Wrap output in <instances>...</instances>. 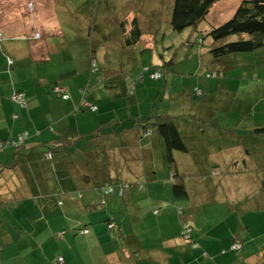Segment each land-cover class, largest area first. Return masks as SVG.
Returning a JSON list of instances; mask_svg holds the SVG:
<instances>
[{
    "label": "crops",
    "instance_id": "1",
    "mask_svg": "<svg viewBox=\"0 0 264 264\" xmlns=\"http://www.w3.org/2000/svg\"><path fill=\"white\" fill-rule=\"evenodd\" d=\"M13 1L17 6H12V11H0V142L23 133L27 135L21 146H7L0 151V163L14 162V168L0 174V200L5 197L10 200L24 192L29 197H41L44 193L46 197L36 210L31 199H18L15 203L10 200L15 206L13 215L6 214L9 205H0V264H56L58 256L65 258V264H238L239 260L245 264H264L261 170L229 173L230 165L240 163L245 156L251 155L257 160L264 157V136L248 134L258 124L253 122L248 131L245 128L242 131L241 136L248 134L251 140L253 149L249 151L248 143L237 135L236 128L224 123L222 126L233 131L219 128L214 108L215 111L207 114L215 126L190 122L180 127L187 150L174 152L175 165L170 166L163 139L155 133L143 138L140 124L133 118L132 102L122 91L118 94L103 88V96L106 94L104 97L111 101H104L102 94L95 93L102 83L101 77L104 83L110 84L123 79L116 71L120 62L125 65L127 61H136L141 48L155 49L158 34L144 30L148 13L143 3L148 0H124L129 10L118 16L105 15L109 18L101 14V6L108 7L110 0L84 3L88 10L82 15L70 11L67 3L71 0H41L54 2L63 11L55 7L47 10L52 14L44 11L33 17L22 13L27 12L28 1L34 9L35 0ZM153 2L157 11H161L158 0ZM42 9L40 6L39 11ZM113 17V24L104 27L103 23ZM134 18L139 20L143 34L140 41L128 46L126 36L130 34ZM102 27L109 32L106 40L100 36ZM37 33H41L38 40ZM165 54L168 58L171 56L170 52ZM151 57L153 63H161L156 51ZM93 59L97 60L100 70L92 72ZM210 60V70L216 69ZM168 77L166 87L169 89L170 84L178 87L179 79ZM54 82L68 88L69 99L62 100L52 93ZM207 84L211 88L205 94L208 100L215 93L222 98L221 92L212 91L215 83ZM185 85L190 87V83ZM17 90L26 94L25 107L11 99ZM116 96L119 98L115 100ZM187 98L188 108L193 103L192 93ZM88 103L97 105V110L82 106ZM250 113L244 114L251 116ZM141 115L147 117V109H142ZM225 116L229 118L231 112L226 111ZM201 128L209 134L215 131V140H223L214 151L212 144L204 147L201 144L198 136ZM194 132L197 137L193 136ZM238 137L239 141L235 142ZM196 142L202 148L200 153L207 155L205 173L208 175L190 173V155ZM48 146L60 147L56 160L46 158ZM71 150L89 158L85 167L83 157L73 154L64 158ZM86 168L92 169L96 179L108 174L112 179L129 181L145 177L148 183L144 190L127 191L122 201L110 199L105 212H98L90 206L99 202V192L87 181L77 182L78 186L74 182L79 176L75 177L73 172H84ZM216 169H222L221 175L213 172ZM176 174L178 177L173 176ZM165 179L171 183L162 184L164 190L159 191ZM176 180L179 183L184 180L189 191L187 196L176 198L173 191ZM4 185L8 189L2 188ZM77 189L83 193L81 198L71 194ZM178 206L184 208V217H180ZM15 210H24L26 215H14ZM155 210L158 214H154ZM32 211H37L41 219L32 217ZM108 214L116 215V225L124 235L108 231L104 222ZM184 218L193 225V239L182 236ZM8 219L16 222L17 230ZM81 222L92 225L90 235L84 236L69 228V225L82 226ZM95 231L100 235H92ZM92 241L98 246L93 248ZM236 241L242 244L239 253L231 250Z\"/></svg>",
    "mask_w": 264,
    "mask_h": 264
},
{
    "label": "trees",
    "instance_id": "2",
    "mask_svg": "<svg viewBox=\"0 0 264 264\" xmlns=\"http://www.w3.org/2000/svg\"><path fill=\"white\" fill-rule=\"evenodd\" d=\"M221 0H171V2L168 5V12L169 15L167 16L166 20L168 21L169 19V24L170 28L174 31L182 32L186 29H194L195 31H199V26L200 24L207 18V16L210 14L212 8L216 5V3L220 2ZM239 4L237 5L233 15L231 18H229L227 21L218 24V25H211L209 29L205 30V33L203 32V35L206 37H209L211 39L210 43V53L213 56L212 58V64L214 65L215 62L220 61V64H216L215 68L213 70H207L205 74V89L204 88H199L197 86L192 87V89L189 91V95L192 93V101L191 102V107L195 108L199 104L203 105V115L206 113V119H210L211 117L208 115L209 112L211 111L209 106V102L212 100H208V98L205 97V94L210 93L209 86L207 82L212 81L213 78H218L220 81H218V86L214 89V85L212 88V91H219L223 94L222 98L219 100L221 102L219 110H217V115L215 118H218V121L220 124H218L219 128H223L224 131L229 130L228 127L222 126L223 123L225 125L233 126V123L226 121V111L229 110L231 112V116L229 118L236 119L238 118V114L235 113V108H233V101L234 100H242V98L238 97V93L236 90H234L233 87H230L224 80L225 77V71L236 66L237 65V60L239 58H244L246 56H249L250 53H254L258 50L263 51L262 55L264 57V0H238ZM160 4V3H159ZM161 7V4L159 5ZM158 10V9H156ZM167 12V13H168ZM159 13V11H158ZM139 20L137 18H134L132 20V29L130 31V34L126 36V41L128 46L135 45L136 42L141 40L143 30L140 28ZM158 34V33H157ZM159 38L160 35L158 34V39L156 41L155 49L157 48V45L159 43ZM198 39V38H197ZM163 41V40H162ZM198 44L203 45L204 44V39L200 38L198 39ZM164 44V43H163ZM171 48V47H170ZM146 48H141V51L139 53V56L144 52ZM152 49V50H155ZM151 50V49H148ZM157 51V50H155ZM0 53H1V37H0ZM158 53V52H157ZM152 55L154 54V51L151 53ZM248 54V55H247ZM159 55V54H158ZM173 56V55H172ZM171 56V57H172ZM94 58V57H93ZM166 54H161L160 59L161 63H156L152 61L151 58V63L149 66H145L141 74H139L138 80L135 79L133 80L131 78L130 73H134V70L137 68L136 62L138 63L139 59L127 61L125 65H122L120 62V66L118 69H116L117 73L123 76V79L120 80L119 82L113 84V83H104V79L101 77V80H99L100 83L99 88L95 90L96 94H102L104 92V89L107 90H113L114 93L122 91L123 96L132 102L133 109H134V115L133 118L139 122L138 126L142 129V136L143 138H149L151 137L154 133L155 135L160 136L163 141H164V148L166 151V158L169 161L170 166L175 165V157H174V152L176 151H185L187 150L186 146V138L185 135L181 132V126L182 125H187L190 122L194 123L197 125V122H195V118L191 119H185L186 112L189 111L190 107L187 108L185 100L187 98V95H184V99H181L179 101L180 104L174 103L173 99H169L170 104L168 108L164 107L163 105L165 103L161 102V107L157 103L159 100L158 98L163 97L165 99L166 95L167 97L170 98L169 90L166 87V78L165 77V72H171L174 67L172 65L174 64L173 58H171L170 61L166 60ZM10 64H12V60L10 61ZM136 64V66H135ZM210 64V63H209ZM144 65V64H143ZM256 66V65H255ZM100 67H98L97 60L93 59V66L91 68L92 72L98 71ZM115 71V72H116ZM130 72V73H129ZM149 74L150 78L152 80H156L155 83L157 90L155 88H148V92L144 93V95H140L138 93V83H146L145 82V75ZM227 78V77H225ZM164 79V82H161V80ZM57 87H61L64 91H56ZM164 88V91L163 89ZM51 91L52 93L56 96L59 97L60 99L67 100L70 98L68 88L63 86L60 82H54L53 85H51ZM87 91H91L90 89H87ZM214 91V93H215ZM217 91V92H218ZM17 93H23V101L24 102H19L16 99H14V95ZM117 94V95H118ZM149 94H151L153 97H151ZM185 94V93H183ZM183 94H180L183 95ZM106 95V94H105ZM104 95V96H105ZM211 95V94H210ZM209 95V96H210ZM103 96V94H102ZM103 98L105 99L104 101H111V98ZM221 96V94L219 95ZM119 98V96H116L114 99L116 100ZM182 98V97H181ZM226 98V100L224 99ZM11 99L13 102H15L17 105L20 107H25L26 106V94L24 93L23 90H17L14 91ZM113 100V99H112ZM162 100V99H161ZM186 100V101H187ZM185 103V104H184ZM128 104V102H127ZM148 104V107L146 108V105ZM145 105V109L148 111V115L145 118H142V109ZM184 105V107L182 106ZM261 102H258V107L263 106ZM84 108L90 110V111H96L97 110V105L90 104L88 105L84 104L82 105ZM251 106V105H250ZM179 108V110H178ZM237 108V107H236ZM181 109V110H180ZM221 110V111H220ZM219 111V112H218ZM257 111V110H255ZM261 112V117L264 118V106L261 110H258ZM257 111V112H258ZM205 112V113H204ZM208 113V114H207ZM244 114L243 112H240ZM259 115V116H260ZM236 116V117H235ZM245 116V114L243 115ZM203 117V116H202ZM202 121L205 122L207 120L202 118ZM223 121V122H222ZM222 122V124H221ZM253 122H256L255 119ZM231 124V125H230ZM204 126V123H203ZM250 124L246 123L245 132L249 130ZM234 127V126H233ZM233 131V129H230ZM229 130V131H230ZM256 136H264V125H258L257 127H254V130L251 133ZM246 134V135H248ZM27 133L21 134L17 138H11V139H6L0 142V151H3L7 146H21L26 138ZM243 139L248 143L251 140L248 138ZM48 152L44 153L46 155V158L49 159L50 161H53L54 159L56 160L59 156L58 154L60 153V147H55V146H48ZM249 152V151H248ZM76 153V154H75ZM75 155L76 157H83L84 153L78 154L77 150H71L69 153L65 155L64 158L67 156H72ZM251 155L248 157L245 156L240 160L241 163L245 165V168L241 169L239 167V163L235 162L233 165H230V174H236V173H249V170H258L260 168L261 170V184L262 188H264V157L260 158L259 160L251 158ZM85 158L82 164L84 167L86 166V163L88 162L87 157ZM246 159V161H245ZM262 160V162H261ZM252 161V162H251ZM155 167V163H152ZM14 162L10 164L6 163H0V174L5 171V169H11L14 168ZM87 170V171H86ZM86 172H79L75 171L73 174L79 176V180L75 181L76 186L77 182L80 181H87L91 183V188L94 190H97L99 192V202L93 203L90 207L91 210L94 209L95 211L98 212H105L106 208H108V203L110 199H116L117 201H122L125 199V195L127 191H129L132 188H135L137 190H144L146 189L148 181L146 180L145 177H141L136 180H123V179H112L110 175H104L105 177H100V179L93 178V173L92 169L86 168ZM104 172V171H103ZM215 174H220V169H216L213 171ZM253 172V171H252ZM105 173V172H104ZM174 177H178V175H173ZM175 180V178H174ZM180 181L176 182L173 184V191L176 195V198L178 197H183L187 196L189 194V191L186 187V185L183 182ZM94 183V184H93ZM7 184V182L5 183ZM2 185V184H1ZM94 185V188L93 186ZM7 186V185H6ZM5 185L2 188L8 189L9 186L6 187ZM1 189V188H0ZM72 191V190H71ZM72 195L76 194L77 197L81 198L83 195L82 191L77 189L75 192H71ZM41 195V194H40ZM51 196H54V194H50ZM5 197V196H3ZM13 197V198H12ZM11 197V203L17 202L18 199L26 200V199H31L32 203L35 205V210L36 208L39 209L41 207L40 201L44 197H46V194H42L41 197H32L22 193L21 195H15ZM40 197V198H39ZM59 198V197H58ZM9 199H4L0 200V205H9L10 203ZM13 200V201H12ZM63 203L62 201L59 202V206H62ZM87 206V205H86ZM85 206V207H86ZM65 208V207H63ZM25 210V209H24ZM19 211L18 215H26L25 211ZM178 211L180 217H184L186 212L184 211L183 207L178 206ZM154 214H158V210L153 211ZM32 214L36 216V220H40L42 214V218H45L44 213L42 210L40 211V214L37 211H32ZM116 215H111L108 214V217L105 219V225L106 228L108 229L109 232L111 231H116L120 233V236L124 235L119 228L116 225L115 222ZM185 219V218H184ZM188 219V217H187ZM80 223V222H79ZM82 223V222H81ZM182 223V236L185 239H193L192 231H193V225L189 220H181ZM90 223H82V226L79 225H74V227L69 228L76 233H80L81 235H90L91 230L89 225ZM100 235L98 232H93L92 235ZM91 235V237H93ZM92 246L93 248L98 246V243L95 241H92ZM106 246V245H104ZM118 247V246H117ZM242 247V244L238 241L233 243L231 246L232 251H239ZM226 252V251H223ZM62 258V261L60 260ZM56 264H65V258L63 256H58L56 259Z\"/></svg>",
    "mask_w": 264,
    "mask_h": 264
},
{
    "label": "rangeland",
    "instance_id": "3",
    "mask_svg": "<svg viewBox=\"0 0 264 264\" xmlns=\"http://www.w3.org/2000/svg\"><path fill=\"white\" fill-rule=\"evenodd\" d=\"M41 0H35V7H31L30 1L27 3V9L24 14L30 15V16H35V15H41L44 11L46 13H51V11H47L49 9H54L55 7L62 12L63 7H59L55 3H49V1H43L40 2ZM80 1H83V3H79ZM154 0H148L143 3L144 5V11L148 13L146 17L147 23L144 26V30L148 32H153V33H158L160 35L159 38V43L157 45V50L159 57L161 54H164L166 52H170L171 56L167 59V61H170L171 58H173L174 64L172 67L174 69H171L172 73L165 72V77L169 76L171 80L178 78L180 82H177L178 87H174L172 84L169 85V94L170 98L163 97L158 98V104L161 107V102L165 103L163 106L168 108L170 104L169 99H173L175 105L180 104L179 101L181 99H184V95L189 96V91L191 90L190 88L197 86L199 88H204L205 89V74L207 70H209V62L211 61L210 58H213V56L210 53V43L211 39L209 37H206L203 35V32L205 33L206 29H209L211 25H218L221 24L225 21H227L231 16L233 15L237 5L239 4L238 0H221L220 2L216 3V5L212 8L210 14L207 16V18L200 24L199 26V31H195L194 29H186L182 32L174 31L172 28H170L169 24V19L168 21L166 20L167 16L169 15L168 12V5L171 2V0H158V3L161 4V11L156 10V4L153 2ZM6 3V4H3ZM39 2V3H38ZM87 2H92L91 0H71L67 4L70 6V11L72 13H84L88 10L87 7H85L84 3ZM15 3V4H13ZM18 4V2H17ZM39 4V5H38ZM66 4V3H65ZM82 5H84V8H82ZM12 6L14 8L17 6L16 2L13 0H0V11H12ZM40 6H43V9L39 11ZM46 6V10H44ZM28 7L30 10H28ZM82 8V9H81ZM129 8H127L126 3L124 0H110L108 7L105 4H102L101 6V14L103 16L105 15H114L118 16L123 13V11H128ZM18 11V10H16ZM37 11H39L37 13ZM11 15V14H10ZM82 15V14H81ZM23 16V15H22ZM29 16V17H30ZM48 17V14H47ZM74 17V16H73ZM109 18L110 16H105ZM39 17L37 16L36 19ZM33 19V18H32ZM115 18L113 17L110 18L109 21H105V24L103 23V26H107L109 23H112L115 21ZM12 20V16H11ZM22 21H24V17L21 18ZM12 22V21H11ZM42 22V21H41ZM41 22H38L40 24ZM70 23V21H69ZM148 23H150L148 25ZM42 24V23H41ZM40 24V25H41ZM109 34L108 31H106L103 27L102 30L100 31V36L102 37V40L107 39V35ZM41 35V33H37L36 39ZM203 38L204 39V44H198V39ZM38 40V39H37ZM163 40V41H162ZM164 43V44H163ZM171 47V48H170ZM155 50H148L145 49L142 54L139 57L137 68L134 70V73H130L131 78L133 80L137 79L139 77V74L142 73L144 70L143 68L145 66H149L151 63V56L152 52ZM261 50H258L254 53H250L249 56H246L244 58H239L237 60V65L226 70L225 71V82L230 86L233 87L234 90L238 93V97L242 98V100H234L233 101V108H235V113L238 114V118L232 119L228 118L226 119L227 121L233 123L234 128L237 129V135L240 136L242 139V131L244 130V127H246V123L252 124L253 120L255 119L256 123L260 125H264V121L261 117V112L258 110H261L263 106L258 107V102H261L264 104V57L262 55ZM248 55V54H247ZM143 58L141 61L140 59ZM142 62V63H141ZM220 64V61L215 62L216 64ZM135 64V66H136ZM144 64V65H143ZM256 65V66H255ZM203 69V70H202ZM220 77L218 78H213L212 83H215L214 89L218 86V81H220ZM156 80H152L149 76V74L145 75V82L147 85H143V82L138 83V93L140 95H144V93L148 92V88H155L157 90L155 82ZM161 82H164V79L161 80ZM187 83H190V87H185ZM164 91V88H162ZM172 90V92H171ZM185 93V94H183ZM180 94H183L180 96ZM151 97H153L151 94H149ZM182 97V98H181ZM162 99V100H161ZM221 99L220 96H217L216 93L213 95L212 101L209 102V106L211 111L219 110V105L221 102L219 101ZM224 99V98H223ZM251 105V106H250ZM203 105L199 104L195 108L190 107L189 111L186 112V115L184 116L185 119H189L191 116V119L195 118V122L203 124L204 122L202 121V118L207 120L208 122H205L204 124L208 125H213L215 126V123L213 124L210 123V119H206V113L203 115ZM148 107V104L146 105V108ZM237 107V108H236ZM215 108V109H214ZM145 109V105L143 107ZM257 110V111H255ZM249 114H252L251 116H243V112ZM261 114V115H260ZM260 115V116H259ZM203 116V117H202ZM236 117V116H235ZM190 120V119H189ZM201 121V122H199ZM223 122V121H222ZM221 122V124H222ZM231 125V124H230ZM210 132H206L203 128H201L198 132L199 140L201 144L203 145H208L212 144V151L215 150V146L217 144H220L221 141L223 140H215V131L213 134H209ZM193 136L197 137L196 132H194ZM244 138H248V135L244 134ZM239 137L236 138L235 142L239 141ZM231 141V140H230ZM229 141V142H230ZM261 141V138L260 140ZM246 149L251 151L252 145L251 142L248 141V144L246 146ZM202 148L199 147L198 143L196 142L195 145L193 146V149L191 150V155H190V164L189 166L191 168V175H208L205 173V161L207 160V155L200 153ZM230 153V152H228ZM194 160L197 163V165H194ZM194 165V166H193ZM239 167L241 169L245 168V165L243 163H239ZM225 170V169H223ZM222 173V169L220 171ZM221 173L219 175H221ZM184 175V174H182ZM169 180L165 179L161 182V189L159 191L164 190V186L162 184H170ZM160 184V183H159ZM170 187V185H169ZM219 196H221V191L219 190ZM15 206L13 204H9L8 208L6 207V214L11 213L12 210ZM14 215L17 214V210H15ZM13 215V214H12ZM13 218V217H12ZM12 220V219H8ZM13 221V220H12ZM13 228L14 230H17L16 227V222L13 221ZM39 246V243H38ZM41 249L38 254L42 251ZM240 251L234 252V253H239ZM4 260H7V257H5ZM238 264H245L243 261L239 260Z\"/></svg>",
    "mask_w": 264,
    "mask_h": 264
},
{
    "label": "built area",
    "instance_id": "4",
    "mask_svg": "<svg viewBox=\"0 0 264 264\" xmlns=\"http://www.w3.org/2000/svg\"><path fill=\"white\" fill-rule=\"evenodd\" d=\"M56 91H64L61 87H57ZM23 93H17L14 95V99H16L19 102H24L23 101ZM60 260L62 261V258H60Z\"/></svg>",
    "mask_w": 264,
    "mask_h": 264
}]
</instances>
